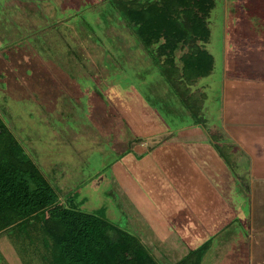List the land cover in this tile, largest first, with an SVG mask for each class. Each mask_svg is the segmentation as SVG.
<instances>
[{
	"label": "rangeland",
	"instance_id": "1",
	"mask_svg": "<svg viewBox=\"0 0 264 264\" xmlns=\"http://www.w3.org/2000/svg\"><path fill=\"white\" fill-rule=\"evenodd\" d=\"M78 1L0 0L2 142L6 131L13 134L60 201L107 218L156 264H197L199 257L190 251L206 242L201 264H264V246L259 254L251 252L258 241L254 224L264 212L263 197L252 207L257 179L250 175L252 160L226 161L227 224L207 232L178 192L173 170L187 166L177 165V145H167L183 134L184 129L166 131L182 125L172 108H186L184 96L162 73L158 55L140 47L110 0ZM212 1L209 39L201 42L213 57L214 71L199 85L207 92L210 125L223 129L232 117L247 120L264 107V0ZM116 2L134 6L135 13L163 0ZM253 163L257 168L262 161ZM152 212L158 224H150L146 213ZM25 226L29 233L23 227L0 232L7 233L19 264H49L41 235ZM5 246L8 252L0 246V264H18ZM123 250L137 263L134 252Z\"/></svg>",
	"mask_w": 264,
	"mask_h": 264
},
{
	"label": "trees",
	"instance_id": "2",
	"mask_svg": "<svg viewBox=\"0 0 264 264\" xmlns=\"http://www.w3.org/2000/svg\"><path fill=\"white\" fill-rule=\"evenodd\" d=\"M110 1L150 55H158L160 65L161 54L168 55V62L161 65V70L166 75L183 77L181 86L172 81L184 97L187 91L182 85L210 73L213 60L201 40L209 39L206 20L214 6L212 0H163L160 5L145 6L135 13L131 10L134 6L122 8L116 0ZM133 13L137 18H133ZM181 46L189 48L183 55V65H172V54ZM187 103L193 108L191 100ZM5 130L6 126L0 122V231L5 228L19 231L23 227V232L29 233L25 225H31L46 243L49 264H122L125 259L127 264H145L146 260L156 264L107 218L60 201L58 193L42 177L13 134L6 131L8 140L2 142ZM207 244L190 251L199 257L197 264H201ZM123 249L134 252L137 263L127 260Z\"/></svg>",
	"mask_w": 264,
	"mask_h": 264
},
{
	"label": "crops",
	"instance_id": "3",
	"mask_svg": "<svg viewBox=\"0 0 264 264\" xmlns=\"http://www.w3.org/2000/svg\"><path fill=\"white\" fill-rule=\"evenodd\" d=\"M78 3L79 1L77 2V0H75L74 4L78 5ZM50 26L51 25H47V27ZM52 28L53 27L48 29L49 33L50 31H52ZM140 47L146 50L141 44ZM187 51V47H178V49H176L172 54L174 60H172L171 64L176 66H182L184 59L183 55ZM146 53H148L147 50ZM208 53L211 56V53L209 51ZM132 54L135 57V52H133ZM140 57L141 56H139V58ZM167 57L168 55L164 53L161 54L160 63L162 66L167 64ZM210 70V73L206 76H210L213 73L214 64ZM233 70V72H236L237 68H233ZM162 73L169 80V82L172 83L173 87H175V89L179 91L172 80L177 83L178 87L181 86V84L184 82L183 77H181L179 74H172L170 76L168 74L166 75L163 71ZM236 73L237 74L233 75L237 76L239 74L238 72ZM201 78L202 77L200 76L196 80L193 79L195 81H193L192 83L188 84V81L186 85H182L184 86L183 88L187 91V96L183 98L186 103V108H172L174 111V115L172 116L174 117V119H179L182 125L177 126L175 120L174 123L176 124L173 127L174 130L169 127L166 133H180V131H182L183 129L187 132L185 134L183 131V134L180 133L177 138L171 137V140L175 138L176 141H173V143H167V145H177V148L175 149L176 153H173L174 155L178 156L176 161L180 160L177 165L181 166L180 164H182L187 166L179 169L173 168V172L175 173L174 176H176V186L179 190V194L181 193L183 195L182 197L184 203H188L192 206V208H194V212L201 220L202 225L205 226V230L207 231L208 229L209 231L207 232L213 234L218 231L214 228L218 224H227L226 222L224 223L227 216L224 213L226 211L227 201L224 196L225 188L222 186V184L225 183L222 176L226 170V161L229 162L231 160L233 163H237L243 161L244 158L251 159L252 162L250 164V175L259 179H256V184H254V182L252 183V207L255 208V203H257V201L259 204H261L259 199L262 200L261 197L264 198V180H262V183L260 182V179L264 177V107L256 108V112L258 115L254 116L253 118L248 117L247 120H244V118L234 119V117H232L233 119L230 120V124L225 125L223 129L220 127L217 128L215 124H212L211 126L210 123L212 122V119L211 116L208 114L210 112V108H204L206 100L208 98L207 92L206 90H204L205 85H199ZM228 90L229 89L225 88L226 94ZM179 94L182 95L180 92ZM181 97H183V95ZM188 99L189 101L191 100V105H193V108H191L190 105L187 103ZM194 104L196 108H194ZM182 113L184 114V116H179ZM186 113L190 116V118L186 116ZM187 134L191 135V137L187 136ZM254 136H257L256 139H258V141L255 143L252 142V140L254 141ZM158 142L159 140L156 139L155 144H157ZM186 143H196L198 146L195 149L194 147L193 149L186 148ZM211 143L213 145H217L216 149H214L212 146H207L211 145ZM256 160H260V162L262 161V164L258 165L257 168L253 163V161ZM188 193H190L191 195L189 196ZM146 210L148 212V208ZM146 215H148L151 219L150 224H158L155 221V218L153 219V212L150 215L146 213ZM261 215L262 219L260 223H258L257 219V223L254 224V226H256V228L254 229V235L258 236V241L251 247V252H257L258 254L261 250V247L264 246V212H262ZM253 220L255 221L256 219L253 218ZM0 236H5L1 237L0 240V246L2 248V251L8 252V250L6 249L7 247L5 246L7 245L10 248L11 253L10 256H6H9L10 261L11 257H14L16 262L19 264L20 260L17 254L18 252L14 250L15 247L13 246L11 240L9 241V238H6L7 233L0 232Z\"/></svg>",
	"mask_w": 264,
	"mask_h": 264
}]
</instances>
